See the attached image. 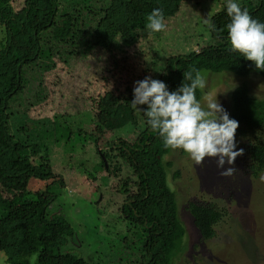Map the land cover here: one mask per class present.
Segmentation results:
<instances>
[{"label":"trees","instance_id":"1","mask_svg":"<svg viewBox=\"0 0 264 264\" xmlns=\"http://www.w3.org/2000/svg\"><path fill=\"white\" fill-rule=\"evenodd\" d=\"M193 1L200 2L188 0ZM183 2L186 0H110L107 7L98 11L93 9L94 15L89 20L97 21L92 34L94 46L118 54V57L101 78L110 93L100 92L98 101L92 96L91 105L86 108L92 114L89 126L85 127L84 122L77 131L80 140H85L84 146L91 140L96 144L94 172L108 184L106 190L116 196L115 210L125 231H134L123 241L127 246L138 244L137 264H173L174 256L176 259L186 247L183 240L187 230L180 219L177 193L169 176L174 163L166 160L172 149L164 147L162 138L150 128L143 112L140 125L133 120L139 116L138 109L131 106L136 81L151 76L164 81L169 90L174 91L182 82L190 83L183 81V73L193 68L200 70L201 75L209 73L206 78L203 76L207 83L214 75L218 78L215 81L218 85L223 84L227 76L241 78L243 83L230 94V118L239 122L236 135L243 140V156L249 175L258 179L264 172V98L251 94L248 81L253 76L264 81V72L255 71L252 62L230 50L228 0L210 19L215 27H209L211 36L206 47L166 60L162 58L164 62L159 64L156 60L152 64L154 67L150 63L146 65L141 58L137 59L140 55L134 52L132 57L137 59L136 65L133 64L130 70L124 68L132 55L125 56L129 45L137 44L149 32L147 16L154 9L161 8L165 21L175 18L181 9L183 11ZM234 2L242 9L247 8L253 19L264 23V0ZM0 21V253L4 252L8 261L16 264H32L27 257L33 254L37 255L33 264H94L61 251L74 235V229L64 217L49 212L57 198L56 194L50 195L49 184L47 194L35 198L28 189L17 188L16 181L23 176L53 179V184L61 180L53 170L46 149L39 144L16 140L12 127L18 129V125L11 124L13 115L10 111L12 99L25 88V68L42 57L43 35L51 33L54 40L70 41L74 45L78 18L61 11L59 0H0ZM89 31L87 25L83 33ZM206 93L205 89H197V99L202 101ZM124 107H127L125 111ZM70 108L71 102L66 114L55 120L69 119L81 111L79 103L73 111H69ZM125 123L134 125L137 130L138 135L131 141L114 134ZM22 127L19 128L21 132ZM27 129L28 125L25 131ZM108 130L112 132L111 138L99 147L100 137ZM171 178L180 179L181 171H174ZM188 210L201 241L215 238L216 227L225 216L223 211L215 203L192 201ZM132 237L135 242L131 241Z\"/></svg>","mask_w":264,"mask_h":264},{"label":"rangeland","instance_id":"2","mask_svg":"<svg viewBox=\"0 0 264 264\" xmlns=\"http://www.w3.org/2000/svg\"><path fill=\"white\" fill-rule=\"evenodd\" d=\"M59 1L61 11L72 13L78 18L76 42L74 45L70 41L62 43L54 40L51 33L43 35L42 57L25 68V88L12 99L10 111L13 115L11 124L18 125V129L12 127L16 140L39 144L42 149H46L61 182L53 184V179L39 180L23 176L16 181L19 184L17 188L28 189L32 198H35L46 195L50 185V195L56 194L57 198L52 202L49 212L53 216L64 217L74 229V235L67 245L61 247L62 252L73 253L94 264H133L139 254L138 244L127 246L123 240L126 237L129 239L134 231H125L124 223L115 210L116 196L106 190L108 184L94 172V156L97 153L94 140L87 141L84 146L85 140H80L77 131L84 122L85 127L90 123L92 114L86 108L91 105L92 96L98 101L100 92L110 93L109 88L101 83V78L112 67V61L118 54H110L94 46L92 34L97 21L93 19L89 22L94 12L107 7L110 0ZM225 1L186 0L182 5L183 11L181 9L175 18L165 21V31L148 32L137 44L129 45L125 56L132 55L124 68L130 70L138 58L154 67L152 64L156 60L159 64L164 62L162 58L166 60L206 47L211 35L205 20L211 19L213 14L223 8ZM87 25L90 31L83 33ZM134 52L140 55L137 59L132 57ZM202 76L206 78L209 73H203ZM215 81H218L216 75L210 77L205 96L210 94L213 98L217 97L230 114V94L243 80L227 76L223 84L218 85ZM248 81L251 94L264 98V81L256 76L248 78ZM204 98L201 102L206 107ZM70 102L69 111H73L78 103L81 111L69 119L55 120L66 114ZM126 109L124 107L123 111ZM138 113L139 116L136 115L133 120L140 125L142 111L138 109ZM24 124L26 128L28 125L26 131L22 127ZM133 127L122 124L114 134L131 141L138 135ZM111 135L109 130L104 133L100 137L99 147ZM236 141L237 149L242 148L243 140L237 135ZM166 160L174 163L169 176L177 193L179 216L187 230L183 240L186 247L176 259L174 256L173 264H264V172L258 179L251 177L244 156L237 158V171L227 178L220 176L214 160L206 159L204 167H200L182 150H172ZM176 170L181 171V178L172 180V173ZM191 201L215 203L225 214L216 227L215 238L201 241L188 210ZM131 241L135 242L136 239L132 237ZM27 258L33 264L37 255ZM0 264L16 263L8 261L2 252Z\"/></svg>","mask_w":264,"mask_h":264},{"label":"clouds","instance_id":"3","mask_svg":"<svg viewBox=\"0 0 264 264\" xmlns=\"http://www.w3.org/2000/svg\"><path fill=\"white\" fill-rule=\"evenodd\" d=\"M227 15L230 50L252 62L255 71L264 72V23L253 19L247 8L242 9L234 0L227 2ZM205 23L215 27L210 19ZM146 28L149 33L166 30L163 9L156 8L147 16ZM183 77L190 83L182 82L174 91L151 76L136 81L131 106L144 113L165 148L183 150L200 167H204L206 159H212L220 176L231 177L237 171V158L245 154L243 148L237 149L239 122L230 118L217 97L206 95V107L197 99V89L203 91L207 85L200 70L193 68ZM143 105L147 108L138 107Z\"/></svg>","mask_w":264,"mask_h":264}]
</instances>
